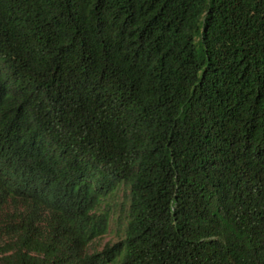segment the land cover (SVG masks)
Wrapping results in <instances>:
<instances>
[{
  "label": "trees",
  "instance_id": "16d2710c",
  "mask_svg": "<svg viewBox=\"0 0 264 264\" xmlns=\"http://www.w3.org/2000/svg\"><path fill=\"white\" fill-rule=\"evenodd\" d=\"M0 264H264V0H0Z\"/></svg>",
  "mask_w": 264,
  "mask_h": 264
},
{
  "label": "rangeland",
  "instance_id": "374dc122",
  "mask_svg": "<svg viewBox=\"0 0 264 264\" xmlns=\"http://www.w3.org/2000/svg\"><path fill=\"white\" fill-rule=\"evenodd\" d=\"M117 198H118L117 200H119V197ZM107 202L108 203L105 206L106 210H108L109 215L112 216H109L106 231L98 235L97 237H94L88 244L89 251L91 250L99 251L101 250L104 244L111 243L120 237L121 230L116 227V222H117L116 219L117 210L115 208L116 205L110 200V198L107 200Z\"/></svg>",
  "mask_w": 264,
  "mask_h": 264
}]
</instances>
